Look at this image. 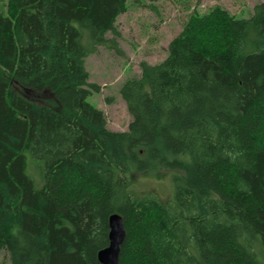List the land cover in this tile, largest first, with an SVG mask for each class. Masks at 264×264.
Masks as SVG:
<instances>
[{"label":"trees","instance_id":"obj_1","mask_svg":"<svg viewBox=\"0 0 264 264\" xmlns=\"http://www.w3.org/2000/svg\"><path fill=\"white\" fill-rule=\"evenodd\" d=\"M140 1V0H138ZM150 2L168 0H149ZM0 11V252L11 264H264V2L193 13L120 88L113 131L87 59L122 54L128 0H7ZM111 35V37H108ZM169 172L171 196L136 177Z\"/></svg>","mask_w":264,"mask_h":264},{"label":"rangeland","instance_id":"obj_2","mask_svg":"<svg viewBox=\"0 0 264 264\" xmlns=\"http://www.w3.org/2000/svg\"><path fill=\"white\" fill-rule=\"evenodd\" d=\"M6 1L0 0L1 12L6 10ZM261 2L264 0H128V11L117 23L122 54L100 47L87 59L90 82L100 86V92L93 93L89 102L105 112L111 130L127 131L131 116L120 88L127 79L140 76L142 62H162L168 56L170 42L193 13L202 15L213 7H222L238 18H248ZM135 184L140 191L155 193L162 199L171 196L169 172L140 175ZM0 264H11L5 251L0 252Z\"/></svg>","mask_w":264,"mask_h":264},{"label":"water","instance_id":"obj_3","mask_svg":"<svg viewBox=\"0 0 264 264\" xmlns=\"http://www.w3.org/2000/svg\"><path fill=\"white\" fill-rule=\"evenodd\" d=\"M109 226V246L99 252L98 259L102 264H118L121 246L126 238L122 217L119 214L112 215Z\"/></svg>","mask_w":264,"mask_h":264},{"label":"crops","instance_id":"obj_4","mask_svg":"<svg viewBox=\"0 0 264 264\" xmlns=\"http://www.w3.org/2000/svg\"><path fill=\"white\" fill-rule=\"evenodd\" d=\"M87 65V64H86Z\"/></svg>","mask_w":264,"mask_h":264}]
</instances>
